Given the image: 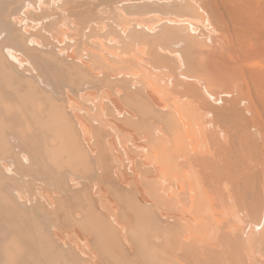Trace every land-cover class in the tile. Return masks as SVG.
I'll use <instances>...</instances> for the list:
<instances>
[{
	"label": "bare ground",
	"instance_id": "obj_1",
	"mask_svg": "<svg viewBox=\"0 0 264 264\" xmlns=\"http://www.w3.org/2000/svg\"><path fill=\"white\" fill-rule=\"evenodd\" d=\"M26 1L29 0H25V2ZM70 1L36 0L35 4H33L32 2L31 3L28 2V3H24L25 4L24 5L23 4L24 0H23V2H21L23 4L22 9H20L21 11L15 14L14 11H17L16 9L12 13L10 11H6V7L8 6L11 7L12 4L16 5V3L19 2V0H0V37L1 35H3V38L0 39V171L6 174L8 173H10L11 175L14 174L13 176H16L20 173L22 174L28 173V170L29 172L30 171L33 172L32 170L33 168H35L34 167L35 164L30 165L31 164L30 160L34 156H38L37 160L40 159L43 166L41 162H40L41 165L39 164L38 165L44 168L47 167L48 170L51 171V173L52 172L56 173V170L60 171L61 169L63 170L65 169L66 172L68 171V169L71 170L73 174L71 176H74L75 175L74 173H76V175H78L77 173H80L79 175H81L82 172L83 173L90 172V161H88L89 158L87 157L89 156L87 154H90L89 151L90 149L87 150L89 146L86 147L87 146L86 145L85 148L83 142L80 140L81 137L80 138L78 137V136H83L84 139H88V134H89L88 122L90 121V113L89 112L82 113V116L80 114H79L80 116H77V121H78L77 124L81 127L80 130L83 135H81L80 132H79L80 134H78L77 131L78 129L77 127H75L77 125H75V121L72 119L73 117H71L72 112H68L69 109L66 108L65 101L55 99V97L51 93H49L50 91L46 90L48 88L47 85H45V88H43L44 90H41L40 88V86L43 83L47 84V81L53 79L52 74H54L55 71L52 72V69L54 70L55 67L56 68L59 67L60 69L63 70V72L65 71L67 79L70 81V83H72V80L78 78L80 79V81H86L90 79V60L91 62L92 61L99 62L101 60H104L105 55L102 49L98 51H93L94 53L90 54V23L92 22L91 21L92 19L89 18L90 17L89 13L91 14L92 12H94V14H96L95 12H97L98 10L99 13L98 12L97 13L100 15L101 14L99 11L100 9L103 11L108 10V12L111 10L113 15L111 12L110 14L106 11V13H108L110 16L111 15L114 16V17L111 16L112 18H114L112 19L113 26H111L112 24H110L111 28L113 27L114 29L115 27V30L120 29L123 31L125 30L133 31L135 28L140 30L136 32L133 31L130 36H136L138 35L137 34L138 32H141L143 34L145 33L146 34L151 33L154 35L159 34L157 37L159 39H161L164 34H169L170 35L169 39L181 38L180 40H177L178 41L177 43L179 45H182L183 52L185 51L186 53L185 56L187 59L186 62L185 61L183 62V65L186 68L187 66L192 68L196 65L198 67L199 62L195 57V55L198 53L200 54L203 53L202 51L199 52L198 50V48H200L201 45L203 44H201L197 38H195L197 39L195 40L194 37L191 35L190 31L198 32L202 34L207 33L208 31V33L211 34V37L214 34L223 32L224 34L228 35L226 39H228L229 42L228 41L226 42H228L229 45L225 43L224 44L225 47L224 46L221 47L223 49L222 51L223 53L225 48H226L225 52L227 51L226 52L227 54L225 53L223 54V56H221V58L223 57L224 59V60L222 59L221 67H225V70L229 68L230 70L229 69L227 70L230 71L231 73L230 75V73L226 70L227 73L226 72L225 73L229 75L230 80H225L227 83H225L224 80L223 82L225 84L231 85V79L233 78L234 80L232 79L233 80L232 86L236 84L235 85L236 95L234 96V99L230 101L226 100L224 102L223 99L222 100L223 103H221L222 104L221 107L210 110L211 116L213 117L212 120L213 122L210 125L205 123V127L202 128V130H204L202 131L203 132L202 134L203 136L205 135L204 139L207 138L206 140H208V142H206L207 144L202 143L201 141H200L201 143H198L195 140L189 142L186 138L185 133L181 131L182 127L179 124L176 116L175 115L170 116L169 125L166 126H168L171 129V131L169 132L167 131L168 134L166 135L172 137L170 138L172 139L173 143L172 141L169 140L170 143L168 144H173V145H171V148L168 145L169 158L166 161L164 159H161V163H160L162 167L163 165L165 168L167 167V170H169L168 172H173L170 174L168 173L169 175L173 174L172 177L174 176L171 185H169L170 192L166 200L174 207V211L172 210V212H174V217H173L174 224L172 223L174 226L171 227L172 224H168V227H171V229L175 228L176 230L180 229L178 226L180 225L178 224V222L180 221L178 207L180 202L183 201L186 202V208L189 207L192 198V196H190V191H191L190 180L192 177H194L193 179L195 181L193 180V183L195 182V185L198 186L196 187L199 188V190L195 189L196 187H194V189L195 191L197 190V192H199L200 194V195L198 194L199 196L196 197V200H198L199 202L203 200L202 203L205 202L206 206L208 205V209H210L214 213L213 214L214 223L212 222L203 223L204 226H208L209 230L213 231V234L210 235L209 233L206 232L203 233L204 230L203 226H202V230L200 229L197 230V234L199 236L201 233L205 234V236H202L201 234L202 236V237L200 236L201 238L210 236V238L206 239L207 242L209 240L210 241L213 240L212 244L202 243L204 244V246L202 247L203 264H264V0H181V1L169 0L171 2V5H168L170 7L167 6V10L176 14L175 19L168 18V13L166 14L163 11L161 13L160 10H159L160 12H158L155 9V11L151 12V10L154 9L150 8L151 10L148 9V11L150 10L149 12H145L144 10L139 9L142 6L141 3L143 4L144 2H161L168 0H119L117 2H114V0H99L100 3L102 2V5L97 3V6H95L97 7L96 8L97 10L95 11L93 10L92 12L90 11V8L92 6V4L90 5V0H78L77 2L78 5L76 7L73 2H72V6L71 5L69 6V4L71 3L68 4V2ZM83 1H85L84 4L79 3ZM103 4L107 8L103 9V7L102 8L100 7L99 9V5L103 6ZM37 5H39V7H37ZM130 6H135V8L138 7L135 9V11L132 12V14L134 13L133 16H136L134 17L135 20H130L128 22H121V21L118 22L117 20H121V18H124L125 20L128 17V15L127 17H125L124 16L125 14L123 15V13L120 10ZM34 8L38 9L40 12L34 11ZM61 8L64 9L70 8L69 11L72 10L70 11L72 12V14L70 13L71 17L68 15L69 18L73 19L74 16L76 15L75 17L79 18V22L81 21V23H83V26L80 24V28L78 24H76L73 27V29L71 28L72 30H74L73 31L74 35H76L75 38L73 37L74 39L73 41H70L71 39L67 32L61 30V28H63L60 25L61 20H58L60 16L58 12L60 10L58 9ZM56 9H57V13H56ZM137 9L140 12H136ZM141 9H143V7ZM64 11L65 10H63V12ZM187 11L188 12L190 11V13L183 14L184 12ZM154 12H157V14L156 13L154 14ZM66 13L69 12L66 11ZM56 15L59 16L56 17ZM97 15H93V17ZM155 17L158 18L156 19ZM98 18L100 17H96V19ZM63 19L62 21L64 22L65 19L64 20ZM147 19H150L151 23H148L149 21H145ZM66 20L68 21L69 19ZM205 20H207L209 25ZM69 21H71V19ZM35 22L36 23L38 22L37 25L41 24V27L40 28L36 27V25H34ZM44 23L47 25H45ZM67 23L69 24V22ZM70 23L72 24V22ZM20 24L23 25L22 29L18 28ZM168 25H172V26L170 27ZM28 26L30 28H27L28 30L25 31L26 30L25 28ZM93 28L94 26L92 27V30H94ZM181 29L186 30L188 34L184 35L185 33L181 31ZM31 31L32 34L29 33ZM61 35H64L63 40ZM165 36L166 35H164V37ZM65 39H68V43L70 42L69 43V46L71 47V48L69 47L70 50L66 48H64L65 49L64 50L61 47L66 45V42H63ZM61 41L63 42V44L64 43L65 44L64 45L61 44ZM51 43L56 44L57 45L56 47L59 48L58 54H60V48H61V50L63 51L62 54L63 55L65 54L64 57H66L68 62L71 64L60 63L58 59L61 57L59 56H58L59 58L57 57L58 55L56 53L57 49H54V51L55 50L56 51L55 52L53 51L54 52L53 54L48 52L47 49H46L47 51H45V47L47 45L50 47ZM149 43L153 45V42H149ZM32 45H37L39 49ZM160 45L161 48L164 49V52L161 53L156 51L152 55L157 61H160L161 63L162 61H165V63L168 64L166 60L172 59L171 58L173 57L172 54H174L175 51L173 52L172 50L165 48L163 44ZM250 45H252L253 48H250ZM189 51L190 52L194 51V52L193 53L191 52L192 54H189L190 53ZM212 52L211 54H207L208 55L207 57H214L217 55V53L215 55V53L212 54ZM219 52H221L220 48H219ZM259 52H260L259 57H257L258 56L257 53ZM160 54L162 56L164 55L165 57L161 58L162 56H160ZM201 56L199 55L200 58ZM107 58L110 57L106 56V59ZM190 58L193 61L190 60ZM256 58L257 59L260 58L259 62ZM12 63L18 64L19 65L18 68H22L23 72L20 73L19 72L20 69L18 70L17 68H14ZM221 63L218 64L215 63L216 67L213 63L215 70H217L218 65L220 66ZM184 67L182 69H186ZM214 67L211 68H213L214 70ZM221 67L220 69H223ZM182 69L180 68L181 71ZM188 69L184 71H188ZM222 71L224 72V69ZM222 71L220 72L222 73ZM173 72L174 71H172V73ZM225 73L223 77L225 79H228L227 78L228 75L226 76ZM179 76L181 79L190 82L195 80H197V82L201 81L198 80L199 78L197 77L194 78L182 72H180ZM33 77L38 80L36 81L32 80ZM218 80L216 82L221 84L222 83L220 82L221 79L219 81ZM216 82L215 84L214 83L211 84L216 87L217 85ZM88 83L90 84V81L86 82L87 85ZM78 85H79V81H78ZM187 86L189 85L181 87L179 84L176 83L175 90L176 91L181 90L182 92H186ZM190 86L195 88L194 90L195 92L193 93L197 95L196 92L198 90L196 89L195 86L198 85L190 84ZM217 86L220 87L223 85L220 86L217 85ZM206 90L204 89V92ZM207 92L210 93V91L208 90ZM207 92L206 94H208ZM209 97L214 100L216 105L218 104L217 99L214 98L215 96L209 94ZM76 99L78 101L79 99H81V101H83L82 99H85L86 101L87 100L90 101V89L89 90L87 89L85 93H83L81 96L79 95V99L78 96L77 98H72L71 96H69L68 101L71 104L70 109H72V111L74 109L73 107H75L72 101L75 102ZM242 103L245 105V107H241ZM82 105L85 106V104ZM240 107L244 108L245 111L242 112L247 117L249 116V118H251L250 120L245 119L243 118L244 116L241 117L238 114L240 112V110L238 111ZM110 114L111 116L114 115L113 112ZM119 114L121 116V119L118 118L119 120L118 119L115 120L117 121L123 120V122L129 125L131 126L133 125L137 127L138 128L137 130H139L138 132H140L139 122L137 120H134L131 114H124L122 110L121 112H119ZM144 122L147 123V120H145ZM221 122L222 124H224L225 127L219 124ZM152 125L153 123H150L148 126V130L144 131V134L146 133V135L150 140L149 143L146 141L145 144H152V142L159 140L156 141V144L159 143V145H163V146L166 145L165 141L167 140L163 139L162 136L158 137L156 133L153 131L154 129L152 128L153 127ZM93 126L94 125L92 123L91 128ZM131 126L129 129H134V127L131 128ZM194 129L199 130L195 127ZM93 130L95 131L94 127ZM96 132L97 131H95L93 135H96L95 134ZM191 132H193V130H191ZM199 132L201 133V130H199ZM12 141H16V143H13L14 145H11ZM15 144L18 145L16 146ZM201 144H204L205 146ZM13 146L21 150V152H19V157L23 159L25 162L27 161L28 163H30L29 164L30 166L27 163V166L29 167L26 168V165L24 166L22 165V161L20 160V158L16 156L17 154L16 155L14 154L13 156V158L14 157L16 158L17 164L19 165V166L17 165L18 166L17 169H13L12 164L10 165L4 164L3 161L8 159L9 156H12L10 153H12L14 149ZM102 146L104 147V145ZM141 152L143 153L144 150H141ZM148 152H150L148 153V158L151 161L153 159L152 156L153 154H155V159H156V153H154V151L152 152V150H149ZM181 155H184V157ZM28 158H30V160H28ZM35 158H33L32 160H34ZM12 161L13 160H11V162ZM35 162L33 161L32 163ZM42 167L40 170H42ZM160 167L161 166H158V168L155 169L156 178L162 175V170H159ZM2 168L5 169V172ZM36 168H38V166ZM26 169L28 170L26 171ZM67 173H69V175L71 174L70 172ZM121 173H120V177H125V175L123 173L121 175ZM28 175L29 174H26L24 175V177L18 175L19 176L18 180L23 181L22 177L24 179L27 176L24 180L29 178L28 180L30 181L31 177H29L30 175L29 176ZM57 176L58 175H56V177ZM1 178H0V264H68V262L66 263V261L61 262L59 260V256L52 251L50 243L46 241V238L44 237L45 234L43 233L44 230L42 229L44 227L39 225L34 218L31 219L30 217L31 213L27 214L28 209L27 208L25 209V207L27 206V203L30 202L28 200L30 197L28 198L27 195L19 194V190L18 192H15V190L17 189L13 190L14 192L12 193L13 195L12 196L11 193H9L11 189L9 191H6L8 190L9 186L7 187V189L5 188L8 180ZM65 178L66 175L64 176V179ZM66 180L67 179H65V181ZM27 181H23V182H25L26 184L28 183L31 184L30 182H33L35 184V181H30V182ZM61 181L62 180H60V182ZM73 185L74 184H72V186ZM28 186L29 185H27V187ZM192 186H194V184ZM200 189L202 190V192L200 191ZM59 192H57L58 196H59ZM69 192L71 193L72 191ZM132 192L133 193L126 195L124 200L129 202V207H131L132 212L135 216L136 226L144 228L143 226L149 225V223L151 222L153 215L152 212L156 208L154 209L152 208V206L154 205H151L149 203L144 202L143 200L138 199V197H136L138 195L136 189H134V191L132 190ZM85 198L88 199L87 195L85 196ZM41 199L47 201L46 202L47 205L54 204V201L48 196L42 195ZM15 201H17L18 204L20 203L19 204L20 207L17 206V203ZM224 201H226L229 204H232L230 208L231 212L226 211L225 214L222 212L220 204H222ZM39 204L42 203L39 202ZM44 207L46 208L47 206L44 205ZM208 209L204 208L205 211ZM29 210L31 211L30 207ZM33 210H35V208ZM53 210H55V208ZM84 212H86L87 215L83 214L85 215L83 217L84 219L83 221H81L82 223H80L79 221L78 224L80 223L81 228H84L85 232H89L93 228L97 231L96 233H94L93 232L94 229H93V231H91L90 233L95 238L98 237V240L96 238L97 244L102 243L103 240L102 243L103 245L100 244L97 248H101L100 249L101 254L104 251L103 253L104 257L106 254L108 256L110 253L108 257L106 256V260L110 261V258L112 257L111 260H113L114 263L116 264H119L120 262L125 264H130L129 263L130 261L128 260L129 259L128 256L126 255L127 256L126 260L129 261V262L127 261V263L124 260V257L122 256L125 253L124 251H126L123 249L125 247H123L122 242H120L122 248L117 247L120 246V244L119 245L117 244L118 241L117 238L120 236L119 235L117 236V233H115V231L113 230L116 229V227H114L115 224L113 225L114 228H112L113 231H111L110 227L112 226L111 224L113 222L110 219L109 221L107 217L105 218L102 212L100 213L94 210L91 207V205ZM186 213L187 212L185 211L183 212L184 215H186ZM206 213L208 212L206 211ZM197 214L199 215L200 213ZM34 215L35 214H33V216ZM204 216H208V214L205 215L204 213ZM161 217L159 218L161 219ZM35 218L36 220H38L37 218L39 217H35ZM81 218L79 220H81ZM182 218L184 219L185 217ZM155 220L157 219L155 218ZM188 220L189 219H187V221ZM84 223H86L87 226L82 227ZM261 223H263L262 227H260ZM259 227L260 229H258ZM181 228L183 229L184 227ZM159 229L161 228H158V231ZM176 230L175 231L173 230V237L179 234L181 235L182 231H184L180 229L181 232L179 230L178 233L176 234ZM256 230H260V231L258 232ZM170 231L172 232V230ZM200 231L201 233L199 234ZM204 231L207 230L205 229ZM110 232H112V234ZM113 232L114 234H116V236L113 235ZM127 232H129V230H127ZM119 233L120 232H118V234ZM109 235L111 236L113 235L114 237L112 238H114L116 242H114V240ZM142 235L143 233L141 234V237ZM183 236L184 235L182 233V238H184L182 241H180L181 240L180 236L178 237L180 239L178 242L179 243L182 242V244L176 242V237L171 238L173 241H175V244H173V242L171 243L172 245L171 248H173V250L171 248L169 249L171 254L174 256L172 257L174 258V260L172 261H174L175 264H194L196 259L195 256H198V254H196L195 251L198 248L195 242L193 241L192 236H185V237ZM164 237H166V235ZM133 238L135 237L133 236ZM112 240L114 243H112ZM142 240L139 241L141 242ZM136 241L137 240H134V243ZM139 241H137L138 243L136 242L135 244H139ZM115 243L117 244V246ZM97 244L95 245L97 246ZM136 246L138 248V245ZM108 249H110L111 251ZM117 249H119L120 255L119 254L117 255L118 253ZM147 249L149 248L147 247ZM147 249H145L146 251L144 250L145 254L147 252ZM106 250L108 253H105ZM138 250L135 253H137ZM120 251L123 253L122 255ZM140 251L136 255L138 254L140 255ZM151 253H147L148 255L147 257L149 259L146 260L147 261L150 260L148 263L146 262L147 264H163L161 260L159 261L160 256H158L157 254L153 256V254ZM113 255H115L118 259H115L116 257H114ZM136 257L137 256H135L134 258ZM166 259L165 260L168 261L170 258L169 259L166 258ZM113 261H111V263H113ZM166 261L164 262V264L167 263Z\"/></svg>",
	"mask_w": 264,
	"mask_h": 264
},
{
	"label": "rangeland",
	"instance_id": "obj_2",
	"mask_svg": "<svg viewBox=\"0 0 264 264\" xmlns=\"http://www.w3.org/2000/svg\"><path fill=\"white\" fill-rule=\"evenodd\" d=\"M68 1H70V0H68ZM74 1L71 0L70 2H68V4L71 3V4H69V6L70 5L72 6V2H73L75 7H76L78 5V3H77L78 0L75 1L76 3ZM117 1H119V0H114V2H117ZM172 1H176V0H172ZM179 1H181V0H179ZM19 2L16 3V5H14V4H12V6L10 5L11 7H9V6L6 7V11H10L13 13V11L16 9L18 12L14 11L15 14L19 13L21 11L20 9H22V5L24 3H28V2L31 3L32 2L33 4H35L36 0H29L26 2H25V0H24V2H23V0H19ZM21 2H23V4ZM161 2H144L143 4L141 3V5H142L141 8L143 7V9H141V8H139V9L144 10L145 12H149L151 9H154V10H151V12H153L156 9V11H158V12L161 11V13H162V11H163L166 14L168 13V18L175 19L176 14L167 10V6L171 5V2L169 0L168 1H161ZM79 3L84 4L85 1L79 2ZM97 3L102 5V2L100 3L99 0H90V5L92 4V6L90 8L91 12L93 10L94 11L97 10L96 9L97 7H95V6H97ZM166 3H168V4H166ZM60 5H61V2H60ZM100 5H99V9H100V7L101 8L103 7V9L107 8V7H105L104 4H103V6H100ZM151 5H153V6H151ZM135 6L125 7L124 9L120 10L123 13V15L125 14L124 15L125 17H127V15H128V17L125 20H124V18H121V20H117V19L116 20L118 22H120V21L121 22H128L130 20H135L134 17H136V16H133L134 13L132 14V12L135 11L136 8H138V7L135 8ZM37 7H39V5H37ZM168 7H170V6H168ZM57 8H59V7H57ZM72 8H74V7H72ZM69 9L68 8L58 9V10H60L58 12H59V15L61 17L59 15H56V17L59 16L58 20H61L60 25H61V27H63V28H61V30H64L65 32H67L69 34L70 39H71L70 41H73L74 40L73 37L74 38L76 37V35H74V33H73L74 30H72L73 27L76 24H78L79 28H80V24L83 26V23H81V21L79 22V18L75 17L76 15L74 16L75 19L69 18V16L72 14V12H70L72 10L69 11ZM148 9H150V10L148 11ZM63 10H65V11L63 12ZM34 11L40 12L36 8H34ZM66 11L69 13H66ZM99 11L101 13L100 15L98 14L99 13L98 10H97L98 13L95 12L96 14H94V12L91 13L93 15L98 14L97 16H94L95 18L93 17V15H91L89 13V15H90L89 18L92 19L91 20L92 22L90 23V54L94 53L93 51H98V50L102 49L105 56H104V60H101L99 62H94V61L91 62V60H90V79L86 80V81H80V79L78 78L79 80L75 79V80H72V83H70V81L67 79L65 71L63 72L62 69H60L59 67L56 68L54 66L55 67L54 70L52 69V72L55 71V73H54L55 75L52 74L53 79H50V81H47V84L43 83L40 86L41 90H44L43 88H45V85H47L48 88L46 87L47 88L46 90L50 91L49 93H51L55 97V99L65 101L66 108L69 109L68 112L73 113V114L71 113V117H73L72 119L75 121V125H77L75 127H77V129H78L77 130L78 134L81 133V130H80L81 127L77 124V122H78L77 116H80V115L82 116V113H88V112L90 113V121L88 122V127H89L88 128L89 129L88 139H84L83 136H78L79 138L81 137L80 140L83 142L84 147L86 145H87L86 147L89 146L87 148V150L90 149L89 150L90 154H87V155H89L87 157L90 159V160L88 159V161H90V172L89 173H83L82 172L81 175H79L80 173H77L78 175H76V173H74L75 175L71 176V175H73L71 170L68 169V171H67V172L71 173L69 175V173H67L65 171V169L64 170L61 169L60 171L56 170V173H53V172L51 173V171H49L47 167H45V168L42 167L43 164L40 161V159L37 160L38 156H34L33 158L36 157L34 160H32L33 158L31 160H30V158H28V160H30L31 164L28 163L27 161L25 162L23 159H21L19 157V152H21V150L19 148L13 146L14 149H13L12 153H10L12 156H9V158H8L9 160L6 159L5 161H3L4 164H7V165L12 164L13 165L12 168L17 169V167L19 165L17 164L16 158L15 157L13 158L14 154L15 155L17 154L16 156L18 158H20L23 166L26 165V168L32 164H35L34 165L35 168H33V170H32L33 172H31V171L29 172V170L26 169V171L28 170V173H24V172H23L24 174L15 173V174H18L19 176L21 175L23 177H24V175L29 174L30 176L29 175L28 176L31 177L30 181H35V184L33 182H30L28 180L29 178L24 180L27 176L24 179L22 177V180L23 181L28 180L27 182H30L31 184H29V183L26 184L25 182L18 180V177H19L18 175L13 176L14 174L13 175H11L10 173L6 174V173H3L0 171V176L3 179L8 180L5 188L7 189V187L8 186L9 187H8V190H6V189L5 190L9 191L11 189L9 193H11V195H12V193L14 192L13 190L17 189V190H15V192H18V190H19V194L27 195L28 198L30 197L28 199L30 202H28L29 204L27 203V206L25 207V209L26 208L28 209L27 214L31 213L30 214L31 219L34 218L35 221H37V223L39 225L44 227V228H42L44 230L43 233L45 234L44 237L46 238V241H48L50 243L52 251L56 255L59 256V260L61 262L66 261V263L68 262V264H108V263L113 264L114 263V261L111 260L112 257L111 258L109 257L110 261L106 260L107 254L104 257L103 256L104 251L101 254L100 253L101 248H97L100 244L103 243V240L101 239L102 243L97 244L98 237H96L97 238V240H96V238L90 233L91 231H93L94 228L89 232H85V229L81 228L80 223H82L81 221H83V219H84L83 217L85 215H87V213L84 211L91 205V207L94 210H96L100 213L102 212L105 218L107 217L108 220L110 219L113 222L111 224L112 226L110 227V230L111 231L114 230L115 233H117V236L118 235L120 236L117 238L118 241L120 240L119 243L117 241V244L119 245L120 242H122L123 247H125V248H123L124 250H126V251H124L126 253V254L124 253L125 256L122 255L123 253L121 251L120 252H121V255L124 257V260L126 261V263L128 260L130 261V262L128 261L130 264H134V263L136 264L137 262H138L137 264H144L146 262L148 263L150 260L147 261L149 259L147 257L148 256L147 253L152 252L151 254H153V256L156 254L158 256H160L159 261L161 260V262H163V264L167 260L166 258H168V259L170 258L171 260L169 259L168 261H166L167 263H165V264H170V263L175 264L174 261H172V260H174V258H172L174 256L169 251V249L172 246L171 243L173 242V244H175V241H173L171 238L176 237V242H178L180 239H181L180 241H182L184 239V238H182V233H183V235H184L183 237L192 236L193 241L195 242V244L198 248L195 251L196 254H198V256H195L196 259H195L194 264H197V263L203 264L202 247L204 246V244H202V243H205V244H212L213 243V240L212 241L209 240L208 242L206 241V239L210 238V236L201 238L202 236H205V234H203L205 232L209 233L210 235L213 234V231L209 230L208 226H204L203 223L204 222L214 223V216H213L214 213L210 209H208V205L206 206L205 202L202 203L203 200H201L200 202L198 200H196V197L200 195L199 192H197V190H199V188H197L198 186L195 185V182L193 183L194 177H192L190 180L191 181L190 182V185H191L190 196H192V198H191L189 207L186 208V202L185 201L180 202L181 205L179 204V207H178L179 216H180V221L178 222V224H180V225H178V226L181 230H184V231H182L181 235L179 234V235L173 237V230L174 231L176 230L175 228L171 229V227L174 226L173 225L174 224L173 223L174 212H172V210L174 211V207L172 206V204L168 203L166 200H167V198L169 196V192H170L169 185H171V182L173 181L174 176L172 177L173 174L169 175L170 173H173V172H168L169 170H167V167L165 168L164 165L162 167V165L160 163H161V159H164L166 161L169 158L168 145L170 148H171V145H173V144H168V143H170L169 140L172 141V139H171L172 137L166 135V134H168L169 131H171V129L168 126H166V125H169V120H170L171 115L176 116L179 124L182 127L181 131L183 133H185L186 138L189 142H192L193 140H195L198 143H201V142L206 143V142H208V140H206L207 138L204 139L205 135L203 136V134H202L203 133L202 131H204V130H202V128L205 127V123L210 125L213 122L212 121L213 117L211 116L210 110L221 107L222 106L221 103H223L222 102L223 99H224L223 100L224 102L226 100L230 101V100L234 99V96L236 95V91H235V87H236L235 85L236 84L233 82L235 84V85H233L234 89L232 86V81L234 79L233 78H232L233 80L231 79V85L225 84V83H227L225 80H230L229 75L226 74L227 73L226 70L229 68L226 67L227 69L225 70V67H221V65H222L221 62L223 59V57L221 58V56H223V54H225L227 52V51L225 52V50H226V48H225L224 53H223L222 52L223 49L221 47H223V46L225 47V45H224L225 43L228 44L229 40L226 39V37L228 35L224 34L223 32H219L218 34H214L211 37V34H209L208 31H207V33H204V34L190 31V33L194 37V39L197 38L200 41V43L203 44V45H201L200 48H198L199 52L202 51L203 53L202 54L198 53L195 55V57L197 58V60L199 62L198 67L196 65V66L191 68L185 64L187 66V68H186L183 65V62L184 61L186 62V59H187L185 56L186 53H185V51L183 52L182 45H179L177 43L178 42L177 40H180L181 38L169 39L170 35L164 34L167 37L166 36L164 37V35H163L162 38L159 39V38H157L159 34H156V33H155L156 35L151 34V33L150 34H146V33L143 34L141 32H138L137 33L138 35H136V36H130L133 31L136 32V31H140V30H138L136 28L133 31H131V30L123 31L120 29L115 30V27H114V29H113V27L111 28V26H113L112 19H114V18H112L114 16H112L113 13L111 12V10L109 12H108V10H106V11L108 13L111 12L112 17L108 13H106V11H103L101 9ZM102 11H103V13H102ZM126 11H127V13H126ZM73 12H74V10H73ZM130 12H131V14H130ZM136 12H140V11L137 9ZM141 12H143V11H141ZM56 13H57V9H56ZM155 13L157 14V12H154V14ZM189 13H190V11L189 12L187 11V12H184L183 14H189ZM63 15H65V16H63ZM63 17H64V19L67 17L66 19H69V20L71 19V21H69V20L67 21L65 19V21L63 22L62 21ZM96 17H100V18L96 19ZM155 18L157 19L158 17H155ZM145 21H149L148 23H151L150 19H147ZM205 21L207 22V20H205ZM67 22H69V24ZM70 22H72V24ZM211 23H213V22H211ZM37 24H38V22L34 23V25H36V27L40 28L41 24H39V25H37ZM67 24H68V26H67ZM110 24H112V25L110 26ZM207 24H208V22H207ZM45 25H47V24H45ZM22 26L23 25L20 24V26L18 28L22 29ZM93 26H94V28H93L94 30H92ZM168 26L171 27L172 25H168ZM210 26H211V24H210ZM213 26H215V25H213ZM173 27H175V26H173ZM27 28H30V27L29 26L26 27L25 31L28 30ZM130 31H131V33H130ZM181 31H183L185 33V34L183 33L184 35L188 34L187 31L184 29H181ZM128 32H129V35H128ZM29 33L32 34V31ZM61 37L63 40L64 35H61ZM199 37H201V38H199ZM2 38H3V35H1L0 39H2ZM197 39H195V40H197ZM141 40H144V41H141ZM226 41H228V42H226ZM63 42H66V45H64L65 43L63 44ZM63 42L61 41V44H63L64 46H61V47L63 49L66 48V49L70 50L71 47L69 46L70 42L68 43V39H65ZM149 42H153V45H151V43H149ZM147 43H149V44H147ZM160 44H163V46L165 48H168L169 50H172L173 52L175 51L174 54H172V56H173V57H171L172 59L166 60V62L168 64H166L165 61H162V63L160 61H157L152 55L156 51L161 52V53L164 52V49L161 48ZM32 46L37 47V45H32ZM56 46H57L56 44L51 43L50 47L48 45L46 46L47 48L45 47V51L48 50V52L53 54L56 51V50L54 51V49H57L56 53L58 54L59 48H57ZM219 48H220L221 52H219ZM250 48H253V46L250 45ZM62 52L63 51L60 48V54L57 55V57L58 56L61 57V58L58 57L59 58L58 60L60 61V63L71 64L68 62L66 57H64L65 54L63 55ZM191 52L189 54L193 53V52L192 53ZM211 52H212V54L215 53V55L217 53V55L214 57H207L208 56L207 54H211ZM257 54H258L257 57H259L260 52ZM199 55L200 56L202 55L201 56L202 59L199 57ZM106 56L110 57V58L106 59ZM160 56H162V55L160 54ZM164 57L165 56L163 55L161 58H164ZM191 58H190V60H192ZM225 59H226V57H225ZM256 59H255V61H256ZM259 59H257L258 62H259ZM213 63L215 65V67H216V64H218V63H221V64H220V66L218 65L217 70H215ZM255 63H257V62H255ZM14 64L15 63H12L14 68H17L18 70L20 69L19 72L22 73L23 69L18 68V66H19L18 64H15L16 66ZM180 65H181V67H180ZM182 66L186 69L189 68L188 71L189 70L190 71L189 72L184 71L186 69H182L183 68ZM179 67L182 69V71L180 70ZM211 67H214V70ZM220 67L224 69V72L222 71L223 69H220ZM219 69H220V71H222L223 74L219 71ZM211 70H212V72H211ZM172 71H174L175 73L173 72L174 73L173 74ZM180 72L186 73L189 76L194 77V78L197 77V78H199L198 80H201V81L197 82V80H195V81L190 82V81L181 79L179 76ZM228 72L230 73V71H228ZM224 73L226 76L228 75V77H227L228 79H225L223 77ZM171 75H173V76H171ZM230 75H231V73H230ZM222 77H223V79H222ZM218 79L219 80L221 79V81H220V82H222L221 84L216 82ZM32 80L36 81L38 79L33 77ZM223 80L225 81V83L223 82ZM78 81H79V85H78ZM88 81H90V84L88 83L89 86L86 84V82H88ZM214 81L216 82L217 85H219V86L223 85V86L218 87L216 85V87H217L216 88L215 86L212 85L213 83L215 84ZM62 83H64V84H62ZM75 83H77V84H75ZM176 83L179 84L181 87L189 85L186 87L187 91L186 92H182L181 90L176 91L175 90ZM190 84L191 85H194V84L198 85V86H195L196 89L198 90L196 92L197 95H195V93H193V92H195L194 91L195 88L190 86ZM69 86H71V87H69ZM87 89L88 90L90 89V101L89 100L86 101L85 99H82L83 101H81V99H79V95L81 96L83 93H85V91ZM204 89L205 90L207 89L208 91H210V93L207 92V90L204 92ZM206 92L208 94H206ZM75 94L78 96V99L80 102L77 99L75 100V102L72 101L73 105L75 106V107H73L74 109L72 111V109H70L71 104L69 103L68 100H69V96H71L72 98H77V96ZM209 94H212L213 96H215L214 98L217 99V102H218L217 105L215 104L214 100L209 97ZM82 104H85V106ZM223 106H224V104H223ZM241 107H245V105L242 103ZM240 108L238 109V111L240 110V112L238 114L241 117L244 116L243 118L250 120L251 118H249V116L247 117L242 112V111H245L244 108H241L243 110H241ZM121 110L124 112V114H131V116L134 118V120H137L139 122L140 132H138L139 130H137L138 129L137 127H135L133 125L131 126V125L123 122V120H120V121L115 120L118 118L121 119V116L119 114V112H121ZM112 112L114 113L113 116H111V114H110ZM247 114H248V112H247ZM108 116H109V118H108ZM145 120H147V123L144 122ZM92 123L94 125L93 127L95 128V131H97L95 133L96 135H93L95 131L93 130V127L91 128ZM150 123H153L152 128L154 129L153 131L156 133V135L158 137L162 136L163 139L167 140V141H165L166 145L163 146V145H159V143L156 144V141H159V140L152 142V144H145L146 141L148 143L150 141L148 136L146 135V133L144 134V131L148 130V126ZM219 124L221 126L225 127L224 124H222V122ZM130 126H131V128L134 127V129H129ZM194 127L201 130V133L199 132V130L194 129ZM191 130H193V132H191ZM177 132H178V130H177ZM81 135H83V134L81 133ZM144 138H145V140H144ZM143 142H144V144H143ZM13 143H16V141H12L11 145H14ZM85 143H87V144H85ZM172 143H173V141H172ZM102 145H104V147ZM201 145H204V144H201ZM141 150H144V152L142 153ZM149 150H152V152L154 151V153H156V159H155V154L152 155L153 156L152 161L148 158V153H150V152H148ZM181 156L184 157V155H181ZM183 157H181V158H183ZM11 160H13V161L11 162ZM180 160H182V159H180ZM33 161L34 162L36 161V162L32 163ZM40 162H41L42 166H39V165H41ZM27 163H28V165L29 164L30 165L27 166ZM36 165L38 166V168H36L37 167ZM158 166H161L159 168V170H162V175H160L156 178L155 169H157ZM41 167H42V170H40ZM2 169L5 172V169L4 168H2ZM13 169H11V170H13ZM40 171H42V172H40ZM46 171H48V172H46ZM62 172H64V173H62ZM121 172L125 175V177H120ZM61 173L64 175H62ZM122 173H121V175H122ZM56 175H58V176L56 177ZM65 175H66L65 179H67L66 181L64 179ZM79 176H81V177H79ZM70 177H73L74 179L70 178ZM171 177H172V179H171ZM11 179H13V180H11ZM55 180H56V182H55ZM60 180H62V181L60 182ZM63 181H64V183H63ZM10 183H11V185H10ZM192 183L194 184V186H192L193 185ZM72 184H74V185L72 186ZM27 185H29V186L27 187ZM56 186H57V188H56ZM42 187H43V189H42ZM194 187H196L195 188V189H197L196 191H195ZM32 189H34V190H32ZM134 189L137 190V194L139 196L137 195L136 197H138V199L143 200L144 202L149 203L151 205H154V206H152V208H154V209L156 208L154 211L152 209L153 215H152L151 222L149 223V225L143 226L144 228L136 226L135 216L132 212L131 207H129V202L124 200L125 196L133 193L132 190L134 191ZM69 191H72V192L70 193ZM200 191L202 192L201 189H200ZM55 192L56 193L59 192V196H58V193L56 194ZM196 192H197V194H196ZM42 195L50 197L54 201V204L47 205L46 204L47 201L41 199ZM84 195L85 196L87 195L88 199L85 198ZM152 195H153V197H152ZM15 200H16V198H15ZM83 201H84V204H83ZM15 202L17 203V206H19L20 203L18 204L17 201H15ZM39 202H41L42 204H39ZM88 203H90V204H88ZM44 205H46L47 207L45 208ZM196 205H198V206H196ZM181 206H183V207H181ZM220 206H221V210L224 214L226 213V211L231 212L230 208H231L232 204H229L226 201H224L222 204H220ZM29 207L31 208V211L29 210ZM33 207L35 208V210H33L34 209ZM36 208L38 209V211ZM54 208H55V210H53ZM204 208L208 209V210H206L208 213H206ZM48 209L50 211H53V212H50ZM67 209H69V210H67ZM196 209L199 211H197ZM54 211H55V213H54ZM58 211H60V212H58ZM184 211L187 212L186 215L183 214ZM202 211L205 213V215L208 214V216H204V213ZM209 211H210V213H209ZM197 213H200V214L198 215ZM33 214H35V215L33 216ZM83 214H85V215H83ZM122 214H124V215H122ZM155 214H156V216H155ZM158 215H159V217L162 216L161 217L162 220L158 217ZM201 215H203V216H201ZM35 217H39V218H37L38 220H36ZM182 217H185V218L183 219ZM201 217H203V218H201ZM80 218H81V220H79ZM155 218L157 220H155ZM187 219H189L188 220L189 222L187 221ZM79 221H80V223L78 224ZM85 222H87V221H85ZM84 224L82 225V227L87 226L86 223H84ZM168 224H172V226L169 225L171 227H168ZM113 225H114V227H116V229L112 230V228H114ZM46 226H47V228H46ZM89 226H88V228H89ZM202 226H203V229L204 230L206 229L207 231L203 230V233H201V231H200L199 234L200 233L202 234V236L200 234V236H201L200 237L197 234V230H199V229L202 230ZM262 226H263V223H261L260 227H262ZM157 227L161 228V229H159V231H158ZM181 227H184V228L182 229ZM260 227L258 229H260ZM45 228H46V230H45ZM126 229L129 230V232H131V233L127 232ZM180 229L176 230V234L178 233V231ZM170 230H172V232ZM181 230H180V232H181ZM256 231L259 232L260 230H256ZM93 232L96 233L97 231L94 229ZM118 232H120V233L118 234ZM159 232H161V233H159ZM110 233L112 234V232H110ZM142 233H143V235H142L143 238L141 237ZM189 233H190V235H189ZM113 235L116 236V234H114V232H113ZM113 235L112 236L109 235V236H111V238H112V237H114ZM163 235L164 236L166 235V237H164ZM95 236H96V234H95ZM133 236L135 238H133ZM179 236H180V239L178 238ZM136 237H137V239H136ZM144 238L146 239V241ZM71 239H72V241H71ZM99 239H100V237H99ZM112 239L114 240V242H116L114 238H112ZM133 239L137 240V241L142 240L141 241L142 243L139 241L140 245L135 244L137 241L134 243ZM113 240H112V243H114ZM126 241H128V242H126ZM143 241H145V242H143ZM180 243L182 244V242H180ZM199 243H201V244H199ZM95 244H97V246ZM117 244H116V246H117ZM136 245H138V248ZM117 247L122 248L121 244H120V246H117ZM147 247L150 250L147 249ZM141 249H143V250H141ZM145 249H147L146 254L144 253L146 251ZM171 249L173 250V248H171ZM108 250H110V249H108ZM117 250H118V253L116 251L115 252L117 253V255L118 254L120 255L119 249H117ZM137 250H138V252L141 250L140 255L139 254L136 255L138 253V252L135 253ZM148 251H150V252H148ZM160 252L163 254H161ZM105 253H108L107 250ZM116 253H114V254H116ZM109 255H110V253H109ZM126 255L129 258L128 260H126L127 259ZM134 255L137 257L134 258L135 257ZM142 255L145 257H143ZM169 255H170V257H169ZM113 256L116 257L115 255H113ZM64 257H65V259H64ZM115 259H118V258L116 257ZM111 261H113V263H111ZM141 261H143V262H141ZM120 263L125 264L122 262H120ZM114 264H116V263H114Z\"/></svg>",
	"mask_w": 264,
	"mask_h": 264
}]
</instances>
